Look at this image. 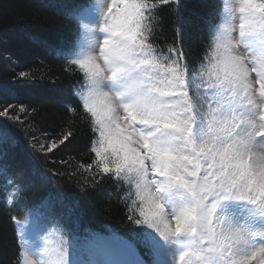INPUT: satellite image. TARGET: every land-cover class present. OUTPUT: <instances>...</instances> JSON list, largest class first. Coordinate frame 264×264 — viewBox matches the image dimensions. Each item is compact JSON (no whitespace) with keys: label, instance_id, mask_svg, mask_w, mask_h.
<instances>
[{"label":"snow or ice","instance_id":"6c2138e0","mask_svg":"<svg viewBox=\"0 0 264 264\" xmlns=\"http://www.w3.org/2000/svg\"><path fill=\"white\" fill-rule=\"evenodd\" d=\"M170 2L160 0L162 5ZM238 2L239 35L249 56L233 51L229 24L234 18L228 15L197 65L186 63V52L179 48H169L164 55L149 42L157 9L150 0H86L68 9L77 21V35L72 46L61 51L68 52L67 62L83 73L73 95L95 137L90 142L94 159L80 167L91 173L93 183L108 177L135 188V199L126 210L138 228L131 238L91 230L83 237L65 238L66 230L58 226V245L44 251L47 259L42 264H173V237L179 234L187 237L180 241V264H239V257L257 249L264 253V230L226 232L217 217L222 202L229 199L246 201L264 216V171L257 172L249 162L253 149L264 145V0ZM232 3L223 0L222 11L231 14ZM97 10L99 22L86 23L83 18ZM80 42L84 50L72 54ZM97 45L103 66L94 55ZM105 70L122 116L112 97L98 87ZM12 107L3 106L0 116L20 123V116L10 115ZM18 110L27 116L23 105ZM77 134L67 128L41 132V140L32 133V147L54 152L67 148ZM16 143L0 129V144ZM242 150L249 159L242 157ZM0 173L8 176L6 165L0 164ZM177 191L183 194L179 201ZM12 220L20 223L16 216ZM173 220L178 227L173 228ZM196 222L200 233L193 227ZM138 247L146 250L148 261L140 258ZM85 250L105 259L85 261ZM24 264H30L26 255Z\"/></svg>","mask_w":264,"mask_h":264},{"label":"trees","instance_id":"16d2710c","mask_svg":"<svg viewBox=\"0 0 264 264\" xmlns=\"http://www.w3.org/2000/svg\"><path fill=\"white\" fill-rule=\"evenodd\" d=\"M85 2L0 0V106H13L10 115L21 117L17 123L0 116V129L17 142L14 147L0 144V164L8 169L7 177L0 173V264H20L21 244L12 216L21 221L31 207L47 201L51 207L45 209L66 230L65 238L81 237L86 230L131 238L138 228L126 210L135 199L134 187L108 177L103 181L97 177L93 183L91 173L80 167L94 159L90 142L95 137L89 130V117L73 95L80 89L83 74L67 62L69 53L61 49L70 48L77 35V21L68 9ZM150 2L157 9L151 17L149 42L164 55L169 48H179L186 52V63L197 65L210 51L211 36L222 19L223 0H179L178 5L175 0L168 5ZM21 72L26 75L21 77ZM196 84L193 80L194 90ZM21 105L27 116L19 112ZM66 128L78 133L67 148L44 153L36 145L33 150L32 133L43 140L41 132L53 134ZM25 160L31 163L32 174ZM8 179L19 189L12 206L7 205L8 189L2 185ZM138 251L147 261L146 250L138 247Z\"/></svg>","mask_w":264,"mask_h":264},{"label":"rangeland","instance_id":"374dc122","mask_svg":"<svg viewBox=\"0 0 264 264\" xmlns=\"http://www.w3.org/2000/svg\"><path fill=\"white\" fill-rule=\"evenodd\" d=\"M99 15V10H97L95 15L91 17L86 16L83 19L86 23H98ZM228 15L231 14L222 11V19L220 24L225 22ZM81 50H84V45L82 42L77 44L72 54H78ZM254 75L255 74H253V76ZM2 106H0V109L3 108ZM25 162L27 163V171H29L31 174L35 172L31 163L29 161L27 162L26 160ZM2 185L6 186L8 189L5 196L7 205L12 206L18 198L19 189L17 185L12 183L9 184L8 182H3ZM172 198L174 197H169L167 195L165 196V199ZM50 202L51 201H47L45 204L40 203V207V204L36 207H31V209L34 208L31 210V214L29 213V215L26 216V219L20 221L19 224L17 223V235L21 244V251L31 253L32 255L38 256L45 260L47 257L43 256L44 251L49 247L55 248L60 240V232L58 227L60 225L58 221L52 217L50 212L45 209V206L49 208L51 207ZM22 211H24V208ZM220 216H227L233 227L264 230V216H261L259 211L246 201H238L234 199L223 201L221 207L217 210V217ZM49 240L52 242L51 245L47 243ZM181 242H183V239ZM181 250V246H173V264H180L178 256ZM82 258L85 261L95 260L101 262L105 259L103 255H92L87 250L82 253ZM149 259L150 258L148 257V260Z\"/></svg>","mask_w":264,"mask_h":264},{"label":"clouds","instance_id":"9594fccd","mask_svg":"<svg viewBox=\"0 0 264 264\" xmlns=\"http://www.w3.org/2000/svg\"><path fill=\"white\" fill-rule=\"evenodd\" d=\"M231 15L234 18L232 22L229 24V27L232 28L230 34L232 36L233 51L240 54L242 57L247 58L249 56V49L245 45V43L240 39V35H239L241 12H240V3L238 2V0H233ZM94 55L96 56V59L101 64V66H103L104 60L99 55V45H97V48L94 50ZM85 80H87V77H85ZM109 80L110 77L107 73V70H105L104 75L99 79L98 87L102 92L107 93L109 96L112 97L113 103L117 107L118 114L122 116L123 111L120 108V103H121L120 99L115 95V93L111 90L110 86L108 85ZM241 155L244 159H249V153L244 152L243 150L241 151ZM249 162L253 167V169L256 170L257 172L264 171V145H259L253 149V151L250 154ZM174 195L177 201H179L183 194L177 191L176 193H174ZM218 223L223 226L226 232L229 229H238V227L232 226L227 216L218 217ZM171 224L173 228L178 227L176 221L174 220L171 221ZM193 227L197 230L198 233L202 232V227L198 222L194 223ZM186 238L187 237L184 234H179L173 237V241L175 245L179 247L180 241ZM25 255L27 256V259L30 261V264H42V259L40 257L32 255L31 253H27V252H25V254L20 257V264H24ZM238 259H239V264H264V253H262L259 249H257L256 252L252 253L251 255L246 257H239Z\"/></svg>","mask_w":264,"mask_h":264}]
</instances>
